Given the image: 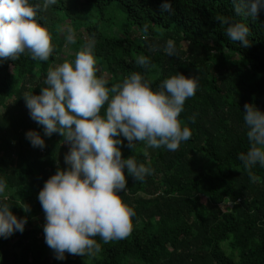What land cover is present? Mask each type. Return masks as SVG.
<instances>
[{
    "label": "trees",
    "instance_id": "16d2710c",
    "mask_svg": "<svg viewBox=\"0 0 264 264\" xmlns=\"http://www.w3.org/2000/svg\"><path fill=\"white\" fill-rule=\"evenodd\" d=\"M82 1L99 10L116 4L131 26L120 36H106L96 26L86 29L100 60L97 75L107 76L109 86L132 72L145 74L154 89L178 73L199 77L196 94L186 100L179 117L192 136L176 151L147 148V155L143 142L132 150L120 137L123 158L133 156L153 170L137 182L125 169L123 199L137 213L131 234L107 244L95 237L102 251L91 259L66 253L58 260L49 247L42 250L46 218L38 196L58 169L67 170L70 145L58 133L45 135L30 117L24 94H40L63 48L46 20L54 12L69 13L72 0H57L39 14L52 35L49 60H33L27 52L16 61L0 60V179L7 181L0 204H9L14 215L28 220L22 233L0 237V264H264V168L252 169L258 177L252 182L238 159L250 146L244 105L255 104L264 112V11L258 17L237 15L233 0H172L171 12L161 11L162 0ZM37 2L42 0H30ZM218 18L248 26L251 46L230 41L227 24ZM133 34H139L138 40ZM169 40L175 46L171 56L164 50ZM141 55L154 67L137 65ZM29 131L40 134L43 149L32 146Z\"/></svg>",
    "mask_w": 264,
    "mask_h": 264
},
{
    "label": "clouds",
    "instance_id": "9594fccd",
    "mask_svg": "<svg viewBox=\"0 0 264 264\" xmlns=\"http://www.w3.org/2000/svg\"><path fill=\"white\" fill-rule=\"evenodd\" d=\"M56 3L0 0V60L16 61L26 52L33 60H49L54 51L52 35L41 25L44 17L39 14ZM233 4L241 16L258 17L264 11V0H233ZM161 11L171 12L172 0H162ZM218 19L227 24L230 41L239 42L243 48L251 46L248 26ZM147 30L148 25H144L143 31ZM66 40L75 43V34L70 31ZM94 48L95 41L91 40L74 61L49 68L39 95L24 94L30 117L44 127L45 135L58 133L70 145L65 156L67 170L58 169L38 196L46 218L45 242L58 260H64L66 253L94 258L102 251L95 237L107 244L131 234L137 213L123 199L128 190L125 169L137 182L144 181L153 170L138 164L133 156L123 158L124 139L132 150L137 142H143L147 155V148L176 151L192 136L179 117L186 100L196 94L198 76L178 73L154 89L145 74L132 72L122 83L109 86L105 75H97ZM151 50L156 51L157 46ZM164 50L174 55L173 41H167ZM136 63L145 69L154 67L143 55ZM243 112L250 146L238 159L256 182L258 177L252 169L257 165L264 168V112L255 104H245ZM26 138L33 147H45L38 132H27ZM6 188L7 181L0 179V195ZM3 198L8 199L6 195ZM22 208L30 211L28 205ZM27 222V217L14 215L9 204H0V237L22 233Z\"/></svg>",
    "mask_w": 264,
    "mask_h": 264
},
{
    "label": "rangeland",
    "instance_id": "374dc122",
    "mask_svg": "<svg viewBox=\"0 0 264 264\" xmlns=\"http://www.w3.org/2000/svg\"><path fill=\"white\" fill-rule=\"evenodd\" d=\"M81 2L83 1L72 0V2H70V7H72L69 13L54 12V14L49 15L46 20L50 28L54 32L57 31V36L55 37L57 43L63 42V48H61L60 52L55 56L54 63L50 68H55L65 61L75 60L76 54L90 41L89 33L86 30L88 27L96 26L98 30L106 36H120L124 28L131 27L126 21V15H124L123 11L116 4L110 6L106 10H99L91 5L82 6ZM70 31L75 34V43H69L66 40ZM134 31H138V29L133 27L132 32ZM138 36L139 34H136V36L133 34L136 40H138ZM96 58L97 67L100 71V60L98 57ZM152 75L153 73L151 76ZM43 237L45 238V235H43ZM39 243L40 242H38V244ZM37 245L33 247L34 253L37 251ZM47 247V244L43 245L42 250ZM51 254L52 252L50 251L49 255Z\"/></svg>",
    "mask_w": 264,
    "mask_h": 264
}]
</instances>
